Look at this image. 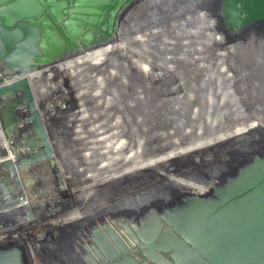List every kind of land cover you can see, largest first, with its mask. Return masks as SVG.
Returning <instances> with one entry per match:
<instances>
[{"label": "water", "instance_id": "water-1", "mask_svg": "<svg viewBox=\"0 0 264 264\" xmlns=\"http://www.w3.org/2000/svg\"><path fill=\"white\" fill-rule=\"evenodd\" d=\"M43 73L0 111V264H264V0H0V89Z\"/></svg>", "mask_w": 264, "mask_h": 264}, {"label": "bare ground", "instance_id": "bare-ground-1", "mask_svg": "<svg viewBox=\"0 0 264 264\" xmlns=\"http://www.w3.org/2000/svg\"><path fill=\"white\" fill-rule=\"evenodd\" d=\"M50 73V72H49ZM41 77H38V76H34V77H31V78H28V80H25L23 82H19V83H16L15 81H12V82H5L3 83V87L0 89V102L3 104V106L0 108V111H3L5 108L4 105H9L11 103V101L13 99H16L18 96H22V95H26V94H30V92L33 91V87H35L40 81H38L39 79L43 78V77H46L48 76V73H43L41 75H39ZM40 90V87L37 88V91ZM23 97V96H22ZM24 99V97H23ZM5 123V119L4 117H2V115H0V126L3 125ZM17 125H8L7 128L5 129H2L0 127V150L4 148L5 146V142H4V139L6 140V137H8V142H7V145L5 147H8V146H14L15 144H17L16 142V138L18 137V135H22L23 133L20 132L17 128ZM244 129H247V127H243L241 130H244ZM3 131V132H2ZM73 133H75V135L73 134V138H74V141L76 139L79 138V134L77 131H73ZM80 139V138H79ZM75 143V142H73ZM2 154H3V151H2ZM11 154L9 153H5L3 154V162L1 163L3 166H5L6 168L9 167V168H13V169H17L19 171L20 167H23V164L24 162H17V161H14L12 159V156H10ZM142 165L140 164V161L138 159V162L136 163H133L131 166L129 165H125V167L119 171L118 173H114L113 175H108L104 178V180L102 182H99V184H103L106 182L107 179L109 178H118L120 177L121 175L120 174H128L129 172H133L139 168H141ZM1 169H2V166H1ZM30 174H34V173H30ZM22 177V178H21ZM20 177V180H17L15 178V181H18V182H23V183H27V181H30L29 178H26L24 176H21ZM68 182L69 183H72L73 179L72 178H67ZM38 183V182H37ZM85 183V182H84ZM84 183H82L81 185H78V186H74V187H70L67 189L65 188H57V187H51L53 188L52 192L50 193H43V188L42 187H35V190H33V192L31 193V189L29 190H26V192H22V191H18L17 193H19L17 195V197H12L11 199L12 200H15V199H19L22 203L21 205V208L16 209L15 208V212H18L20 211L21 209L22 210H25L26 208H31V207H37V206H40L41 203L39 201H41L43 204L46 203V202H51L53 203L54 201H60L62 200L59 204L62 205L64 203V200L65 199H68V198H71L72 199L74 197H78L76 194H69L72 190H75V189H78L79 187H81ZM45 184V183H44ZM98 184V185H99ZM16 185V184H15ZM39 185V184H38ZM42 185V182H40V186ZM54 189H56V191H54ZM87 192L89 190H86ZM64 194H69L68 197H65ZM81 195H84L83 193H80V196ZM59 196H62L61 198H59ZM86 197V196H85ZM82 198V197H81ZM63 206V205H62ZM50 210H54V209H50ZM47 211V210H46ZM8 211L4 212V210L0 211V217H3L5 215H7ZM48 212V211H47ZM85 215V213L83 212H80L78 214H75V218L77 219L79 216H83ZM71 216V215H70ZM73 219V218H72Z\"/></svg>", "mask_w": 264, "mask_h": 264}, {"label": "flooded vegetation", "instance_id": "flooded-vegetation-1", "mask_svg": "<svg viewBox=\"0 0 264 264\" xmlns=\"http://www.w3.org/2000/svg\"><path fill=\"white\" fill-rule=\"evenodd\" d=\"M59 172L60 173H58V174H60V175H63V177L65 178V179H67L68 178V175H66V174H63L64 173V171H63V169H60L59 170ZM106 176H108V175H102V176H100V177H93V178H91V179H88V180H86L85 181V183L81 186V187H79L78 189H75V190H72L69 194H76L78 197H81L80 196V193H83L86 197H89V195L91 194V193H93V192H95L96 190H92V191H89V192H87L86 190H90L94 185H98L99 184V182H102L103 180H104V178L106 177ZM57 178H59L58 176H56ZM94 189V188H93ZM54 191H56V189H54ZM69 194H64L65 195V197H68L69 196ZM62 196H59V198H61ZM42 205H48V204H51V202H46V203H42L41 201H39ZM96 208V207H95ZM45 210H47L48 212H51V210L50 209H45ZM81 212V211H80ZM80 212H78V211H75V212H71L72 214H70L71 216H73L72 218L73 219H76L75 218V214H78V213H80ZM72 218H70V219H72ZM70 219H67V220H70Z\"/></svg>", "mask_w": 264, "mask_h": 264}, {"label": "rangeland", "instance_id": "rangeland-1", "mask_svg": "<svg viewBox=\"0 0 264 264\" xmlns=\"http://www.w3.org/2000/svg\"><path fill=\"white\" fill-rule=\"evenodd\" d=\"M50 183H52V182L50 181Z\"/></svg>", "mask_w": 264, "mask_h": 264}]
</instances>
